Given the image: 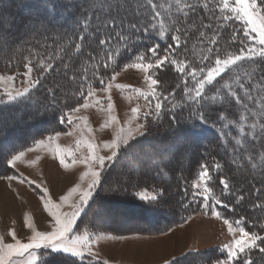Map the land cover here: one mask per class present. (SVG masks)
Returning <instances> with one entry per match:
<instances>
[{
	"label": "trees",
	"instance_id": "trees-1",
	"mask_svg": "<svg viewBox=\"0 0 264 264\" xmlns=\"http://www.w3.org/2000/svg\"><path fill=\"white\" fill-rule=\"evenodd\" d=\"M6 1L3 4V0H0V14L18 17L22 27H36L43 19L47 23L43 28L37 27L41 30L30 27L32 31L25 41L15 38L3 47L0 44V73L24 74L25 64L30 62L34 78L39 80V84L25 96L11 103L0 102V122L8 119L14 121V124L0 127V142L3 141L0 148L5 152L4 157L10 152L16 154L32 146L42 134L57 132L61 126L60 117L85 99L82 93L100 88L98 77H103L107 82L112 73L125 63L136 62L137 54L143 57L141 62H151L155 57L148 53V48L159 44V53L164 55L165 49L172 43V36L180 35V48L174 49L179 53L177 64L168 65L163 72L156 70L161 97L171 95L167 101H163L164 112L154 123L164 140L173 137L179 139L186 133L189 134L187 142L192 141V149L198 150L186 162L187 172L176 178L177 210L170 215L167 211L150 210L142 202L123 197L112 204L132 208L131 213L138 215L135 220L145 226L142 228L144 232L158 233L168 226L182 224L191 216L204 213L201 204L193 200L196 190L193 185L199 177L200 166L207 165L210 174L207 185L213 198L223 201V204L216 205V213L239 228L264 236V227L261 226L264 225V208L254 207L264 205V133L260 131V125L264 123L261 113L264 112L259 111L258 100L259 96L264 97V92L258 94V88H264V57L243 60L229 70L214 85L207 87L199 98L200 105L193 106L185 92V86L188 89L196 86L192 83L196 81L185 73H199L200 68L205 72L214 66L217 54L221 59H227L239 53L242 47L240 41L250 43L245 27L224 8L221 0H153L160 6V16L155 20L152 19L154 12L149 0ZM257 2L264 6L262 0ZM188 4H196L195 9L186 7ZM113 20L121 27L114 30L108 28L107 25ZM133 24L137 25L135 29L131 27ZM144 27L149 29L147 34L143 32ZM176 28H180L181 32L176 33ZM13 30L18 31V28ZM233 33L236 35L235 41L232 39ZM108 35L113 37L111 48L99 44L100 38ZM209 40H215V44H210ZM77 45L80 46L79 50ZM209 48L213 49V53H209ZM205 56L208 59L203 60ZM181 67L183 72L180 71ZM196 76L201 78L200 74ZM237 76L245 78L237 82ZM240 84L245 88H241ZM229 88L244 98L241 103L236 102ZM53 89L58 92V102L52 100ZM245 89H251L252 97L259 95L255 103L245 97ZM171 102L177 104L175 109H171ZM199 108L209 118L204 123L192 114ZM43 109H47V112L44 113ZM255 109L257 111L253 113ZM13 111L17 113L13 115L16 119L10 118L9 114ZM221 115L223 119H220ZM253 123L257 125L254 130L251 128ZM29 128L34 129L33 134L25 135V130ZM165 128L174 131L164 132ZM252 130L255 131L252 135L257 136L255 141L250 133ZM232 139L240 140V143ZM131 145L133 147L134 143ZM241 149L245 150L241 152ZM217 164L219 168L215 167ZM250 166L256 174L248 172L251 183L240 188L243 182L233 174L248 170ZM164 171L167 173V168ZM221 177H225L229 183L227 193L219 182ZM101 184L96 188L79 224L88 220L89 209ZM257 188L260 192H256ZM240 196L244 199L240 200ZM117 215H120L119 211ZM88 223L92 224L91 221ZM258 243L264 241L258 240ZM217 255L220 254L217 252L207 260L199 258L197 264H216ZM48 257L43 264H89L87 260L79 262L61 251L49 253ZM250 258L253 264H264V254L258 250ZM237 261L235 264L243 263L244 258Z\"/></svg>",
	"mask_w": 264,
	"mask_h": 264
},
{
	"label": "rangeland",
	"instance_id": "rangeland-1",
	"mask_svg": "<svg viewBox=\"0 0 264 264\" xmlns=\"http://www.w3.org/2000/svg\"><path fill=\"white\" fill-rule=\"evenodd\" d=\"M13 1L17 2V0ZM5 3L7 1L3 0V4ZM83 3L85 2L83 1ZM231 6L232 0H228V6H224V8L245 27L249 34V42H252L256 49L255 55L247 57L245 54V59L227 66L219 74L214 73L212 81H207V72L214 68L215 64L204 73H196V75L200 74L201 78L196 76V82H192L196 85L194 89H191L192 95H195V90L199 88L201 80L206 81L201 90L202 95L208 86L214 85L240 62L260 56L261 47L258 35L251 33L246 22L243 19H238L236 14L230 11ZM17 19L18 17H14L12 14L10 16L4 13L0 14L1 47L5 43L13 42L15 38L25 41L30 35L32 26L22 27L21 21ZM46 21L43 19L41 24L33 27L35 29L40 26L43 28ZM13 28H18V31L13 32ZM37 30L41 29L37 28ZM1 47L0 51H2ZM156 70L153 68L145 73L134 67L119 69L115 79L112 80L110 77L107 81L112 84L109 90H102L101 87L92 90L93 95L87 97L89 106L81 107L78 112H72L74 121L72 125L67 122L61 123L57 132L49 135L42 134L32 146L20 151L24 155L14 165L11 163L12 158L20 152L16 154L10 152L4 157L5 152L0 148V237H3L5 244L14 243L9 235L12 230L16 231L17 239L21 243H27L29 236L34 234L27 227L28 223H32L36 231L50 232L53 230V219L44 209V202L41 199L43 189H47V196L50 197L53 204L61 205V213L71 212L73 205H79L81 193L87 189V184L91 181V176L84 180L80 179L83 172L88 170L84 161L85 159L90 160L94 152L105 158V167L100 169L94 165V170L101 171L100 182L102 184L89 209L88 220L81 224L82 228L84 225L88 226L87 232H81L82 236L88 237V248L83 249L86 254L83 261L87 260L89 263L91 259L97 264H105V262L107 264H197L199 258L207 260L209 257L213 258L218 252L220 255L217 256L223 264L227 258L226 246L231 245L234 239L240 237L239 229L241 228L229 222L232 224L230 230L228 224L224 222L225 220L216 214L218 209L216 205L218 204L207 185L209 177L206 182L201 181L198 177L195 183H198L200 188L199 190L195 188L196 194L193 196V200L196 199L201 204L204 213L193 215L182 224L168 226L162 232L142 231L145 226L135 220L138 215L131 213L132 208H121L112 204L117 198L122 200L123 197L138 203L142 202L150 210H164L171 215L177 210L176 178H179L181 173L187 172L186 162L192 158L194 153H198V150L192 149V145H190L193 142H187L189 134L185 133L179 139L173 137L171 140H164L161 137L162 134L157 131V126L154 123L164 112V102L162 100L163 106L157 115L154 111L155 101L152 100V97H161V94L159 84L156 86L151 84V79H157ZM8 76H14L15 80H0V102L11 103L28 94L37 85L34 82L36 79L33 70L27 76L9 74V72L0 73V77ZM118 85L125 87H117ZM109 96L111 97V108L108 107ZM258 96L255 98L257 99ZM260 98L261 96L258 97V100ZM84 102L85 99L80 103ZM31 108L33 110V106ZM134 108L138 109V113H133ZM47 109H43V112H47ZM255 111L257 109L253 113ZM14 112H10L9 115L10 118L16 119L17 117L13 115L17 113ZM262 114L264 115V113ZM67 115L68 113L63 114L65 117ZM263 115L261 117H264ZM254 118L253 120H255ZM5 124L11 125L14 124V121L8 119L4 123L0 122V127L3 128ZM33 130L30 128L25 130V135L33 134ZM23 131L21 130V132ZM172 131L174 129L165 128L164 132L172 133ZM253 132L255 131L250 132L251 135ZM40 140H43L44 144L37 146V142ZM232 140L236 143L240 141ZM2 143L3 141L0 142V146ZM112 143H116L118 147L115 149L105 147L106 144ZM132 143H134L133 147ZM89 144L92 145L91 149L88 147ZM61 154L66 155V163L69 164V167L65 168L60 165L59 156ZM108 157H112V159L109 160ZM73 159H75V163L72 162ZM114 161H118L115 167L113 166ZM164 168H167L169 174L164 171ZM249 168L233 174L237 180L243 182L239 185L240 188L251 183V177H247V175L253 172L251 166ZM8 176L19 178L6 179L5 177ZM118 179H121V184L116 183ZM77 185L80 186L79 191L73 193L67 202L62 201L61 198L68 195L70 190ZM109 185L123 190L105 191ZM204 187H207L209 191L204 192ZM96 188L93 189L92 196L87 203L82 205L80 216L77 219L78 224L85 208L93 199ZM154 188L164 189V194L155 200V193L152 191ZM138 191H147V199L141 200L136 195ZM205 196L206 200L203 199ZM205 204L207 207H204ZM12 208L18 210L16 209L17 211L13 214L8 213L7 210ZM118 211L120 215H117ZM89 221L92 224L88 223ZM89 248L94 253L93 257L87 256ZM32 251L36 256L35 261H32L27 253L23 256L9 255L8 250L3 249L0 251V256H3L4 260L0 264H13V262L15 264H39L40 261L43 264L49 258V253L59 252L53 251L51 248ZM256 251V249H252L248 253V257ZM73 257L79 262H83L79 258ZM242 258L245 260L244 255L239 257V259ZM237 260L228 259V264H235L238 262ZM205 262L203 261V263ZM240 264H244V262Z\"/></svg>",
	"mask_w": 264,
	"mask_h": 264
},
{
	"label": "snow or ice",
	"instance_id": "snow-or-ice-1",
	"mask_svg": "<svg viewBox=\"0 0 264 264\" xmlns=\"http://www.w3.org/2000/svg\"><path fill=\"white\" fill-rule=\"evenodd\" d=\"M222 3L225 7L228 6V0H222ZM262 3H264V0H262ZM149 4L151 5L154 15L152 17L153 20L156 19V17L160 16L159 12V5L153 3V0H149ZM186 7L191 8L192 10L195 9L196 4H188ZM207 7V5H205ZM259 8V11H258ZM230 11L232 13L236 14V17L238 19H243L246 24L249 26V31L253 34L258 35L259 37V45L261 47L260 51V57H264V6L258 5L257 0H232V6L230 8ZM154 26V25H153ZM108 28L110 29H116L121 27V25H117L115 20L112 21V23L107 25ZM133 29L137 27V25L133 24L131 26ZM149 31L148 27H144L143 32L147 34ZM176 33H180L181 29L176 28L175 29ZM161 34H163V29H161ZM117 36H120L119 33L116 34ZM203 35V34H201ZM247 35V33L245 34ZM81 40L83 37L80 38ZM112 35H108L107 37H102L99 40V44L101 46H107L108 48H111L112 46ZM233 41L236 39L235 33H233L232 36ZM172 43L165 49V54L160 55L159 53V44H154L150 48H148V53H150L155 59H153L151 62L148 63H142L141 60L143 57L139 56L137 54L136 56V62L135 63H125L123 67L127 69L128 67H134L138 70H142L145 73H148L150 69L156 68L158 71L163 72L168 65H173L175 66L177 64V57L179 53L175 52L174 49H179L181 45V36L180 35H174L171 38ZM210 44H215V40H209ZM240 44L242 47L240 48V51L237 55L229 57L227 59H221L219 55H216L215 58V67L212 68L210 71L207 72V81H212L213 80V74L214 73H221L223 70L227 68V66L234 64L237 61H241L242 59H245L247 54V57H251L255 55L256 49L253 47V43L250 42L248 44H245L244 41H240ZM77 50H79V45L76 46ZM209 53H213V49L209 48L208 49ZM109 55H112V53H109ZM203 60L208 59L207 56L202 57ZM104 67H108L107 64L104 65ZM26 71L24 73L25 76L29 75L32 72V68L30 66V62L25 64ZM181 72H183V67L180 69ZM199 72L203 73L204 69L200 68L198 70ZM118 73L113 72L111 75V79L114 80L116 75ZM185 75L191 76L192 79H196V72L195 71H189L185 73ZM248 74H245L247 76ZM245 77L237 76L236 80L239 82L241 79H244ZM3 79H8L9 81H14L15 77L14 76H8V77H0V80ZM100 87L102 90H109L112 87L111 82H105L103 77H98ZM36 84H39V80L34 81ZM206 81L201 80L199 82V88L195 90V95H191L192 90L188 89L187 86H185V92L188 94V99L189 101L192 102L193 106L200 105L201 101L197 99L198 97L201 96V90L204 88V84ZM160 82L157 79H151V84L153 86L158 85ZM117 87H125L124 85H118ZM241 88H245L243 84H240ZM260 92H264V88H258V94ZM229 93L235 97L237 103H241L244 98L240 97L238 93L233 91L231 88H229ZM57 95L58 92L53 89L52 90V100L57 101ZM82 95L85 97V102L77 104L75 107L71 108L70 112L68 115L61 116L60 121L61 123L67 122L69 125H72L74 123L73 117H72V112H78L80 111V108H87L89 106L87 102V97H91L93 95V91L89 89L86 93H82ZM143 95V93H142ZM171 95V93L169 94ZM169 95H165L162 98L160 96H153L152 100L155 101V106H154V111L157 115H159L160 110L163 106L162 100L167 101L169 99ZM245 97L249 100H252L253 103L256 102V98L251 96V89H245ZM147 99V97H146ZM58 102V101H57ZM151 103V101H149ZM109 108H111V97L109 96ZM177 107V104L174 102H171V109H175ZM133 113H138V109L134 108ZM259 111L264 112V97H261L259 100ZM195 115L202 123L206 122L207 119H209L202 108H199L195 113H192ZM147 115V114H146ZM146 118V117H145ZM173 119H175V115H173ZM220 119H223V115L220 116ZM142 127V125H141ZM257 125L256 123H253L251 125V128L254 130L256 129ZM260 131L264 133V123H261L260 125ZM51 139V137H49ZM252 139L255 141L257 139V136L254 134L252 135ZM240 141H237V144H239ZM44 141L40 140L37 142V146L43 145ZM88 147L91 149L92 145L89 144ZM106 148L110 149H115L118 147L116 143L112 144H106ZM31 150V149H29ZM24 155L23 152H20L18 155L14 156L12 158L11 163L14 165L17 160H19L22 156ZM115 155V152L113 153V156ZM109 160L112 159V157H108ZM75 163V159L72 161ZM59 163L61 166L67 168L69 167V164L66 163V155L61 154L59 156ZM85 166L87 167V171L83 172V174L80 176L81 180H84L86 177L91 176V181L87 184V189L81 193V200L79 202V205H73V211L68 212V213H61L60 208L61 205L59 204H53L50 197L47 196V189L42 190V195L41 199L43 200V207L44 209L49 213V215L53 219V225H52V231L50 232H41V231H36L32 223H28L27 227L32 230V233L29 236L28 242L27 243H21L17 239V233L15 230H12L9 235L12 237V240L14 243H4L3 237H0V251L3 249H7L9 255L15 254L18 256H23L25 253L28 254V256L31 258L32 261L36 260L35 253L32 251L34 249H41V248H51L53 251H63L65 253H70L71 255L79 258L81 261H83L86 258V254L83 251L84 248H88V237L87 236H82L81 232H87L88 231V226L84 225L83 228L81 227V224L77 223V219L80 216L81 208L82 205L87 203L88 199L92 196V191L97 187V185L100 183V177H101V171L94 170V165L95 167H98L100 169H103L105 167V158L103 156H99L93 152L91 159H85L84 161ZM216 168H219L220 165L217 164L215 166ZM255 167V165H253ZM200 174L199 178L201 181L207 180L209 177V171H208V166L207 165H201L200 166ZM123 175V174H122ZM6 179H18L19 177H13V176H8L5 177ZM21 182H24L21 180ZM220 184L223 186L224 191L227 193L229 192V183L225 177L220 178ZM117 184H121L122 181L121 179H118L116 182ZM194 188H197L199 190L200 185L198 183H195ZM38 188L40 186H37ZM80 186L77 185L76 187L72 188L68 195L63 196L61 199L64 202H67L69 198L72 196L73 193H77L79 191ZM117 190H123L117 189L114 186H109L108 188L105 189V191L109 192H115ZM155 193L154 200L157 199L159 196H162L164 194V189L159 188V189H153L152 190ZM204 192H208L209 189L207 187L203 188ZM256 192H260V189L257 188ZM196 193H194L195 195ZM136 195L141 199V200H146L148 197V192L147 191H138ZM204 200L207 199L205 196L203 198ZM240 200H243L244 197L240 196ZM217 204H223V201L217 200ZM225 207H228V205H224ZM261 207L264 208V205L257 204L254 205V207ZM204 207H207L205 204ZM219 216V213H217ZM226 224H228L229 229H232V224L229 223L227 219L224 221ZM264 227V225H261ZM241 235L239 238L234 239L233 243L231 245L226 246L227 247V253H226V259L223 262V264H228V259L236 260L239 259L241 255L245 256L244 264H253L252 260L250 257H248V253L252 249L258 250L260 253L264 254V243L258 244L257 241H264V236L259 235L255 231L249 232L244 230L243 228L239 229ZM88 257H93L94 253L91 251L89 248L87 252ZM4 260L3 256H0V262ZM15 264V262H13ZM41 264V261L39 262ZM89 264H93L92 260H89ZM107 264V262H105ZM216 264H222V262L219 260V258L216 261Z\"/></svg>",
	"mask_w": 264,
	"mask_h": 264
},
{
	"label": "bare ground",
	"instance_id": "bare-ground-1",
	"mask_svg": "<svg viewBox=\"0 0 264 264\" xmlns=\"http://www.w3.org/2000/svg\"><path fill=\"white\" fill-rule=\"evenodd\" d=\"M65 177V176H64ZM49 179V178H48ZM20 200V199H19ZM21 202V201H20ZM22 205V204H21ZM17 208H12V209H10V210H7V212L8 213H12L13 214V212H16L17 210H16ZM50 218V217H49ZM37 224V223H36Z\"/></svg>",
	"mask_w": 264,
	"mask_h": 264
}]
</instances>
